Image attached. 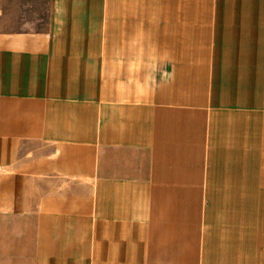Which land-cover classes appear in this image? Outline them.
Wrapping results in <instances>:
<instances>
[{
    "label": "crops",
    "instance_id": "crops-1",
    "mask_svg": "<svg viewBox=\"0 0 264 264\" xmlns=\"http://www.w3.org/2000/svg\"><path fill=\"white\" fill-rule=\"evenodd\" d=\"M0 264H264V0H0Z\"/></svg>",
    "mask_w": 264,
    "mask_h": 264
}]
</instances>
